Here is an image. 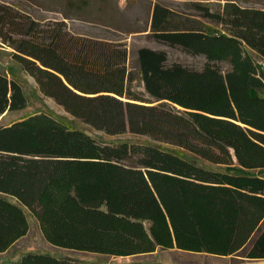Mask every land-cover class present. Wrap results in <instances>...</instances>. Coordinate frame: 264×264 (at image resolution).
Segmentation results:
<instances>
[{"label": "trees", "instance_id": "16d2710c", "mask_svg": "<svg viewBox=\"0 0 264 264\" xmlns=\"http://www.w3.org/2000/svg\"><path fill=\"white\" fill-rule=\"evenodd\" d=\"M91 4L67 0L77 11ZM184 5L192 12L155 2L148 35L204 56L201 68L140 46L135 69L122 41L0 1V38L45 95L109 135L145 137L100 142L51 110L0 124V252L29 231L27 210L57 247L264 258V66L251 52L264 59V7ZM27 104L22 84L0 71V117ZM0 264L106 263L28 251Z\"/></svg>", "mask_w": 264, "mask_h": 264}, {"label": "rangeland", "instance_id": "374dc122", "mask_svg": "<svg viewBox=\"0 0 264 264\" xmlns=\"http://www.w3.org/2000/svg\"><path fill=\"white\" fill-rule=\"evenodd\" d=\"M11 4L23 13L42 22L65 20L69 31L108 40H118L125 43L129 51V66L137 69L136 48L149 46L165 49L168 62L201 68L206 58L202 55H191L179 47L169 46L155 41L148 35L151 13L154 3L159 1L180 11L192 12L184 3L193 0H92L90 7L84 11L68 8L67 0H0ZM208 3L213 9L220 8L225 0H200ZM242 5L264 7V0H237ZM65 13L69 18H65ZM199 17V16H198ZM200 18V17H199ZM204 22L218 26L213 22L200 18ZM13 49L0 38V71L9 77L16 78L23 86L28 98L27 107L21 110L9 111L0 117V124H8L27 114L51 110L55 114L66 118L75 127L82 128L100 142H114L124 138H145L130 133L109 135L74 117L53 97L45 95L36 79L26 72L12 57ZM255 59L264 66V59L251 51ZM223 69L228 64H219ZM137 91H143L140 80L134 83ZM202 162V161H201ZM212 167L216 164L202 162ZM30 224L27 234L13 244L7 252L0 253V261L18 260L25 252H48L57 255H72L89 261L104 262L106 264H236L237 259L232 256H218L208 253L186 252L176 248H157L148 254L129 256H114L92 252L77 251L50 244L43 236L37 220L26 210Z\"/></svg>", "mask_w": 264, "mask_h": 264}, {"label": "crops", "instance_id": "0c3cea01", "mask_svg": "<svg viewBox=\"0 0 264 264\" xmlns=\"http://www.w3.org/2000/svg\"><path fill=\"white\" fill-rule=\"evenodd\" d=\"M25 236V235H24ZM24 236H22L21 238H19L16 242H18L19 240H21ZM15 242V243H16ZM14 243V244H15ZM183 251V250H182ZM4 252H7L4 251ZM4 252H0V253H4ZM189 252V251H186ZM237 264H264V258H256V259H245L243 261L238 262Z\"/></svg>", "mask_w": 264, "mask_h": 264}]
</instances>
